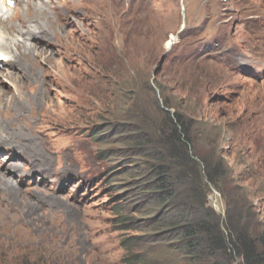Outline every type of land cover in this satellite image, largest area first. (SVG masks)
I'll return each instance as SVG.
<instances>
[{"label":"rangeland","instance_id":"rangeland-1","mask_svg":"<svg viewBox=\"0 0 264 264\" xmlns=\"http://www.w3.org/2000/svg\"><path fill=\"white\" fill-rule=\"evenodd\" d=\"M34 1L1 13L9 34L27 19L42 34L39 61L0 63L15 75L0 81V264H124L129 238L147 264H184L145 220V150L167 112L192 120L264 230V0ZM16 42L12 58L30 53ZM209 200L224 216L229 200Z\"/></svg>","mask_w":264,"mask_h":264},{"label":"trees","instance_id":"trees-1","mask_svg":"<svg viewBox=\"0 0 264 264\" xmlns=\"http://www.w3.org/2000/svg\"><path fill=\"white\" fill-rule=\"evenodd\" d=\"M167 115L165 126L157 131L160 136H154V147L145 150L152 162L146 167L149 180L144 184L148 189L144 198L157 197L158 203L154 216L145 219L154 224L151 241L166 237V247L184 264H264L262 224L246 214L250 211L244 214L247 203H232L240 187L233 186L230 168L214 155L197 150L191 119L180 113ZM147 145L151 143L140 142L137 147ZM211 187L229 200L224 216L210 203ZM121 218L124 230L133 229L128 215ZM121 242L127 252L124 264H147L146 253L136 252L131 238ZM151 244L150 249L158 246Z\"/></svg>","mask_w":264,"mask_h":264},{"label":"bare ground","instance_id":"bare-ground-1","mask_svg":"<svg viewBox=\"0 0 264 264\" xmlns=\"http://www.w3.org/2000/svg\"><path fill=\"white\" fill-rule=\"evenodd\" d=\"M22 1H26V0H15L16 4H15L14 7H17L19 9H21L23 7ZM37 1H40V2H38L34 6L35 9H37V7H38L37 5L46 3L44 0H37ZM33 2H35V1L33 0ZM6 4H7V0H4L3 7H0V28L4 29L5 32H6V33L4 32V34H2V32L0 31V63H2V61L4 62V61L9 59L10 60V64L9 65L12 66V67H15L17 69L18 63L20 64V62H21V60L23 58H26L28 60H37V61H39V59L41 58V55L36 53L37 48L35 47V45L34 46L33 45H28V41H30V38L34 39L36 36H39L40 34H42V29L40 30V29H37L35 26H31V23H29L30 19H27L29 21L27 22L26 25H24L23 27L19 28V30L14 31L13 34L11 32L9 34L8 33L9 32L8 27L6 26V28H3V26H5L6 21L4 20L3 15L1 16V13L7 12L9 10L11 11V7L9 9L6 6ZM4 6H5V8H4ZM38 9H39V7H38ZM4 10H6V11H4ZM43 10H44L45 13H48V11H46V10H49V9H42V11ZM15 17H16V15L13 16L11 14V19L15 18ZM45 32L47 33V35H50V32H52V31L49 29V30H46ZM17 34H18V37H16ZM47 35L44 33V36H47ZM19 37H22L23 39L22 40L19 39V42H16V40ZM11 40L16 42V48H20V46H23V47L25 46L26 48H28L30 50V53H28V55H25L22 51H20L19 55L15 56V58H12V56H10V54L15 53L16 51L13 50V49L11 50V47L9 46V45H11V43H10ZM170 43H171V41H170ZM45 60L48 61V62H51L52 58L49 55V56H47L45 58ZM8 70L6 69V74H3V75L0 74V81H3V78H6V77L7 78H14V76H15L14 72L13 71H8ZM1 73H3V72H1ZM6 98H7L6 93L0 90V104L3 101H7Z\"/></svg>","mask_w":264,"mask_h":264}]
</instances>
